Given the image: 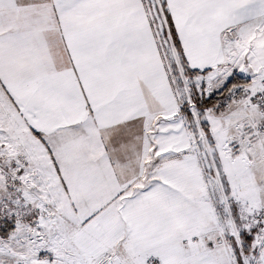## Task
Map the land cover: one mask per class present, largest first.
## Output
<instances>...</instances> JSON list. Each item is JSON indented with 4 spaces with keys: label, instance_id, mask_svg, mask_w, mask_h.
<instances>
[{
    "label": "snow or ice",
    "instance_id": "1",
    "mask_svg": "<svg viewBox=\"0 0 264 264\" xmlns=\"http://www.w3.org/2000/svg\"><path fill=\"white\" fill-rule=\"evenodd\" d=\"M0 264H264V0H0Z\"/></svg>",
    "mask_w": 264,
    "mask_h": 264
}]
</instances>
